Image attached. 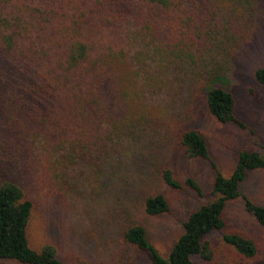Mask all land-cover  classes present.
Wrapping results in <instances>:
<instances>
[{"label": "rangeland", "instance_id": "1", "mask_svg": "<svg viewBox=\"0 0 264 264\" xmlns=\"http://www.w3.org/2000/svg\"><path fill=\"white\" fill-rule=\"evenodd\" d=\"M213 1L217 5L202 6L206 20L196 19L201 31L209 32L195 43L198 51L191 49L194 57L170 53L158 31L144 36L135 30L139 0L119 11L111 29L119 37L125 34L131 48L115 62L113 85L119 94L97 153L65 140L68 130L59 123V99L50 80L59 21L68 6L59 0L0 1V180L15 181L33 203L32 248L50 243L65 264H150L123 240V230L141 225L166 255L189 213L213 198V170L203 159L184 156L178 133L193 128L203 134L224 176L233 172L240 151H262L264 86L253 71L264 66V0ZM6 35L12 37L10 47ZM204 70L213 73L214 84L232 92L236 115L254 134L209 114L200 80ZM164 167L181 189L164 184ZM187 176L197 181L202 195L183 184ZM240 191L264 206V168L248 171ZM153 192L166 198L168 213H145L144 199ZM224 218V230L251 237L256 254L239 255L223 242L222 233L213 232L206 237L212 258L198 255L194 264H264V228L241 197L227 204Z\"/></svg>", "mask_w": 264, "mask_h": 264}, {"label": "trees", "instance_id": "2", "mask_svg": "<svg viewBox=\"0 0 264 264\" xmlns=\"http://www.w3.org/2000/svg\"><path fill=\"white\" fill-rule=\"evenodd\" d=\"M2 1V0H0ZM131 0H59L67 5L59 24L62 26L59 49L55 52L50 67V80L59 99V123L66 125L65 140L79 143L97 153L106 134L104 127L113 99L119 94L113 85L117 72L114 68L119 57L127 56L131 45L125 34L111 27L120 19ZM139 26L135 30L148 36L155 32L164 34L170 53H182L194 57L192 48L204 40L200 24L205 21L203 5H217L213 0H139ZM206 27H210L207 24ZM61 28V27H60ZM8 47L12 37H5ZM123 43V44H122ZM199 44V43H198ZM214 75L209 70L202 73L201 87L205 89L204 104L209 114L223 124H235L254 134L236 115L235 98L232 92L213 83ZM254 80L264 86V66L253 71ZM216 80V79H215ZM65 135V133H64ZM178 145L187 158L207 161L214 172L211 185L213 198L192 210L183 222V231L173 243L170 251L162 255L148 239L145 229L138 224L127 226L122 232L125 242L142 251L150 264H194V257L204 260L212 258L210 242L206 237L213 232L222 233L224 243L239 255L251 258L256 254L254 240L241 232H226L224 211L229 202L241 197L246 209L256 217L264 228V206L253 202L240 191L248 171L264 168V145L262 151L239 152L237 164L229 176H224L209 154L203 134L197 130L182 129L178 133ZM161 178L169 188L178 190L182 183L169 167L161 171ZM184 185L202 195L200 185L192 176L184 179ZM33 209L32 201L23 189L11 179L0 180V261L9 260L19 264H65L50 243L39 250L28 241V225ZM144 211L156 216L169 212L166 198L159 192L148 194L144 199Z\"/></svg>", "mask_w": 264, "mask_h": 264}]
</instances>
